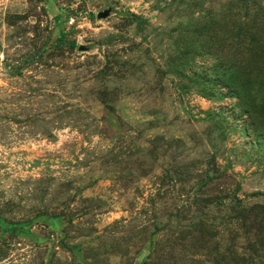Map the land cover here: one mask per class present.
Returning <instances> with one entry per match:
<instances>
[{
    "label": "rangeland",
    "instance_id": "rangeland-1",
    "mask_svg": "<svg viewBox=\"0 0 264 264\" xmlns=\"http://www.w3.org/2000/svg\"><path fill=\"white\" fill-rule=\"evenodd\" d=\"M0 264H264V0H0Z\"/></svg>",
    "mask_w": 264,
    "mask_h": 264
}]
</instances>
